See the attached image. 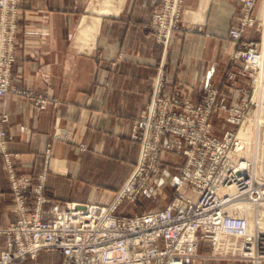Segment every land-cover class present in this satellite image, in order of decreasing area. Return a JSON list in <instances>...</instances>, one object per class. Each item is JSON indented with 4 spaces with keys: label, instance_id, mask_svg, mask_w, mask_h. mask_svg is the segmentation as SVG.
Masks as SVG:
<instances>
[{
    "label": "crops",
    "instance_id": "crops-1",
    "mask_svg": "<svg viewBox=\"0 0 264 264\" xmlns=\"http://www.w3.org/2000/svg\"><path fill=\"white\" fill-rule=\"evenodd\" d=\"M162 1L20 0L10 87L33 91L35 97L13 90L4 96L6 148L33 189L47 170L45 219L69 202L109 206L115 201L139 160L133 123L146 113L159 76L163 92L181 99L197 102L209 82L228 92L226 78L238 45L230 30L243 15V0H184L182 28L168 46L158 42L151 27ZM253 14L256 23L243 31L242 41L264 37V0H257ZM39 96L46 100L44 108L36 105ZM185 159L165 149L164 174L179 171ZM18 218L0 147V230ZM6 247L7 235L0 232V253ZM62 260L52 249L13 264Z\"/></svg>",
    "mask_w": 264,
    "mask_h": 264
},
{
    "label": "built area",
    "instance_id": "built-area-1",
    "mask_svg": "<svg viewBox=\"0 0 264 264\" xmlns=\"http://www.w3.org/2000/svg\"><path fill=\"white\" fill-rule=\"evenodd\" d=\"M243 2L239 24L230 30L241 46L232 53L228 92L209 82L197 102L181 99L163 92L159 76L146 113L133 123L132 138L141 144L139 161L115 201L109 206L69 202L53 218L45 219L47 173L39 175L33 189L30 176L17 172L6 148L4 96L11 90L31 97L35 93L10 87L20 0H0V147L19 215L0 230L7 235L0 264L35 258L52 249L61 252L62 264H197L203 241L216 256L264 264V216L256 209V203L264 201V37L241 40L243 31L256 23L257 0ZM183 4L184 0H163L152 16L156 39L165 46L182 28ZM262 23L264 31V18ZM246 78L250 82L244 85L240 79ZM237 95L246 98L231 103ZM36 105L44 108L46 100L39 96ZM218 112L237 128L217 135L213 116ZM248 130L251 139L244 137ZM171 137L182 141L171 143ZM165 149L186 156L168 204L143 213H118L124 199L137 200L159 178ZM256 149L261 153L253 156Z\"/></svg>",
    "mask_w": 264,
    "mask_h": 264
},
{
    "label": "rangeland",
    "instance_id": "rangeland-1",
    "mask_svg": "<svg viewBox=\"0 0 264 264\" xmlns=\"http://www.w3.org/2000/svg\"><path fill=\"white\" fill-rule=\"evenodd\" d=\"M151 27H152V23H151ZM240 46L241 45H237L236 49L239 48ZM227 79H228V74H227L226 81ZM246 80L247 82L244 83V85L249 84L250 82L249 78L248 79L246 78ZM220 90L227 93L226 91H224L222 87L220 88ZM245 98H246L245 95H237L236 97H233L232 100L235 99L234 100L235 103H238L240 99H245ZM215 115L213 116V126H214L215 133L217 135H223L226 130H229V129L232 130V129L237 128L235 125H232L226 122L223 119L222 114L218 116L217 115L215 116ZM185 163H186V159L183 164ZM182 165H180V167ZM133 169L131 170V173ZM45 172H47V170H45ZM167 173L168 174H164V170L162 169V172L159 178L156 181H154L148 189L144 190L142 194L139 195L137 200L130 201L129 199H124L122 203L119 205L120 208L118 207L119 209L117 210V212L121 214H135V213H143V212H147L151 210H157V209H161L165 207L174 194L176 181L179 176V171L170 169V171H167ZM127 179L125 180V182L127 181ZM254 217L255 215H253L252 217L253 220L255 219ZM196 262L197 264H256L253 259L240 258V257H234V256L233 257L216 256L211 253L210 246L206 241H203L201 244V247L199 249V256Z\"/></svg>",
    "mask_w": 264,
    "mask_h": 264
},
{
    "label": "bare ground",
    "instance_id": "bare-ground-1",
    "mask_svg": "<svg viewBox=\"0 0 264 264\" xmlns=\"http://www.w3.org/2000/svg\"><path fill=\"white\" fill-rule=\"evenodd\" d=\"M244 137H245V139H251L252 138V132L250 130L246 131L244 133ZM255 153H257V155H260L261 150L256 149L255 151L252 152V155L255 156ZM256 209L258 212H261L264 216V201L256 203ZM261 223H263L262 225H264V218L261 220ZM261 223H260V225H261ZM252 225H254V222H252Z\"/></svg>",
    "mask_w": 264,
    "mask_h": 264
}]
</instances>
